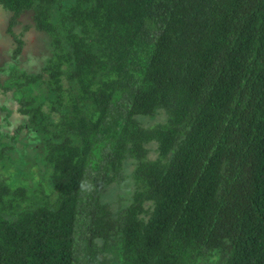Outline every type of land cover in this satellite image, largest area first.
<instances>
[{
	"label": "trees",
	"instance_id": "obj_1",
	"mask_svg": "<svg viewBox=\"0 0 264 264\" xmlns=\"http://www.w3.org/2000/svg\"><path fill=\"white\" fill-rule=\"evenodd\" d=\"M59 2L0 0L11 58L22 12L50 37L52 110L72 86L43 145L54 199L4 198L0 182V264H264V0H73L57 26ZM156 110L162 123L134 118ZM127 159L130 200L112 212L100 193Z\"/></svg>",
	"mask_w": 264,
	"mask_h": 264
},
{
	"label": "rangeland",
	"instance_id": "obj_2",
	"mask_svg": "<svg viewBox=\"0 0 264 264\" xmlns=\"http://www.w3.org/2000/svg\"><path fill=\"white\" fill-rule=\"evenodd\" d=\"M72 2L73 0H60L57 5L50 7V22L58 26L59 12H64ZM9 16L10 13L0 8V147L3 145L10 147L0 160V182L8 190L4 198L16 197L11 195V192L19 187L26 196L24 203H28L29 198L52 201L55 192L48 183L49 169L42 161L43 145L45 138L51 139L50 132L55 136L58 134L55 125L59 113L67 111L65 99L72 86L65 78H61L62 103L57 107L58 112L52 110V107H56V95L46 85V76L43 72L45 61L52 49L50 37L47 33L34 28L31 10L22 12L11 28L13 35L22 41V46L20 53L11 58L15 43L5 31ZM59 30L62 31L60 28ZM72 30L78 33L79 27L76 25ZM63 34L61 32L60 37ZM29 76L35 77V81L15 86L17 83H23ZM21 98L27 101L28 108L36 109L32 122L28 121V116L17 112L20 106L18 99ZM134 118L141 127H149L155 123H162L164 113L156 110L150 117ZM20 125L22 128L16 131ZM56 140L54 138L51 141ZM144 147L148 151L146 157L154 159L155 144L149 142ZM132 166V160L123 161L121 164L122 173L125 175L123 181L111 183L101 190L100 202L106 204L112 212L124 208L129 203L132 181L128 173ZM147 205L148 203H144V207ZM137 217L146 220L147 215L139 214Z\"/></svg>",
	"mask_w": 264,
	"mask_h": 264
}]
</instances>
